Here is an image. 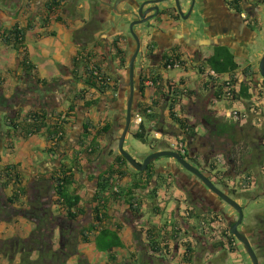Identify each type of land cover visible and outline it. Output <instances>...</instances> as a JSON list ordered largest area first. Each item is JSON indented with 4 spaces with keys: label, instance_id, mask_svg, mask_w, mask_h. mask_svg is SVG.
Returning a JSON list of instances; mask_svg holds the SVG:
<instances>
[{
    "label": "crops",
    "instance_id": "1",
    "mask_svg": "<svg viewBox=\"0 0 264 264\" xmlns=\"http://www.w3.org/2000/svg\"><path fill=\"white\" fill-rule=\"evenodd\" d=\"M53 1L0 0V82L2 83L0 93L6 100L4 104L0 103V264L21 263L24 255L23 245L29 243L37 226L31 219L16 215L15 212L29 209L33 196L38 198L41 192H45L49 184L51 185V183L47 186L39 183L40 179L50 180L52 174L63 163H74V158L77 157L79 171L76 172V183L73 190L83 198L86 208L90 209L89 200L99 190L100 177L113 166H116V158L120 155L118 142L126 122L131 82L129 69L121 68L119 61L115 59L114 46L115 41L118 40V46L124 51L128 62L135 53V41L127 30L122 29V20L118 15L127 10L128 4H132L134 0H117V4L116 0H62L60 6L49 14L47 7ZM196 2L198 13H196L193 21L185 22L176 13H172L154 30L143 36L134 80L132 105L134 116L141 114L145 107L152 105L151 99L155 94V86L154 84L150 85L151 82L153 83L149 77L150 72L162 77L164 85L169 80L179 83L182 81L187 88L199 93L198 96L201 92L203 93L205 82L198 74L199 71L196 73L194 69L197 67L198 70L202 61L213 54L214 47L209 46L210 44L227 46L231 49L239 66L236 77L239 78L240 82L244 80L243 71L248 69L250 75H253L252 77L262 87L264 80H259L258 77L259 66L264 57V20L262 18L264 8L259 4L247 2L239 14L228 6L226 0H196ZM190 4L191 0H188L184 8L185 11H189ZM244 15L248 17V20H245ZM195 21L198 24L197 30L192 28ZM14 27L29 28L25 36V46L29 62L35 69L33 74L25 72L21 67L23 59L21 55L11 47L6 46L2 40L4 32ZM203 42L206 44L201 46ZM183 43H196L199 49L202 48L197 61H195V55L188 52L187 47L182 45ZM175 49L182 54V61L185 65L180 70L170 71L164 67L165 59ZM83 61L91 62V64L102 69L105 74L115 79L118 90L116 92L111 90L105 95H101L95 89L85 87L83 80H81L84 77ZM143 74L147 76V81L144 84L146 90L144 94H141L139 88ZM224 79L227 80L228 76H224ZM53 82L57 84L52 90L43 89L42 83ZM261 90L264 92V89ZM81 91H84L85 100L74 99ZM195 98L191 100L193 108L200 106L198 102L196 103ZM256 99L255 97L250 102L237 101L236 105L241 109L247 107V110L250 111V118L255 119L256 116L259 118L261 112H257L259 104ZM87 103H94V105L88 107ZM71 106H74V111L70 113L69 123L65 127V140L62 145L65 147L66 154L63 157H60L58 153H49V150L53 149V145L48 141L44 130L37 135L26 138L15 136L11 139L6 137L8 132L6 121L13 119L16 121L29 120L33 111L44 112L49 121H54L53 116L55 114L63 113L65 115ZM153 111L158 115V121L147 123L146 119L143 118V124L149 129V132H152L151 128H158L159 131L169 129L171 133L164 134V136H175L176 127L173 125L174 122L170 120L168 105L165 102H159ZM188 115L192 123L197 119L203 121L197 110ZM255 122V120H249L239 123L238 126L241 129L248 128L251 123L252 128H255ZM202 123L200 127H205L204 121ZM88 124L93 127L92 137L85 143L86 147H81L79 144ZM200 127L197 126L196 131L199 132ZM107 128L109 129L108 133L98 134ZM138 129L139 127L132 125L128 137L133 136ZM198 134L193 140L202 139L203 136ZM160 143L162 145L163 141L153 146L156 148L158 144L157 151H162ZM151 151L152 153L155 152L152 148ZM66 156L70 161H65ZM248 156L249 154L246 153L237 156L236 166L238 167L240 162L243 164V157L246 158L247 164H251L255 160H264L263 153L258 156ZM166 164L171 163L161 164L158 162L155 167L162 169L166 167ZM8 167L16 168L21 178L22 187L28 191L27 196L21 198L18 204L13 206L8 204V200L13 198V187L4 189L1 182L2 172ZM248 168L249 170L241 172L245 175L243 178L247 176L250 182L256 183L251 186L248 185L250 182L245 183V186L240 185L243 188V191L240 192L236 186L237 193L243 202L248 199L249 191L258 188V181H260L252 167ZM116 169L127 173L125 178L116 177L115 179L121 181L122 189L128 188L134 179L131 167L126 166L123 169L116 167ZM173 191H176L178 196H183V191L175 185H172L169 190L163 186L158 192V196L160 197L164 192ZM261 192L264 196V181L261 185ZM244 193L247 195H243ZM56 199L53 195V200ZM116 204L114 203L111 207V222L112 224L122 222L124 231L122 230L121 236L124 239L129 238L128 235L132 231L129 222H131L132 216L131 214L128 215L129 220L127 222L124 215L131 212ZM163 215L164 213L159 216ZM261 218H264V215H261ZM253 220L252 223H250L251 221L247 222L261 233L262 230L260 229L264 227V224L256 228L255 218ZM175 221L181 223V217L176 216ZM161 227L163 226L161 225ZM57 234L58 232H56ZM142 240L148 243L146 236ZM209 240L210 237H206L205 240L199 241L202 250L200 252L198 249V253L194 257L198 258L205 250L212 253L211 255L208 254L210 258L216 255L221 257V260L224 259L225 262L231 259L236 264H247L237 244L235 250L229 251L228 255L225 253L226 248L213 246L212 249ZM250 242L258 255L260 264H263L264 240L259 236H253ZM147 248L151 259H157L149 252V247ZM81 249L84 254L91 250L86 245L85 247L84 245L81 246ZM160 253L164 254L160 255V257L163 256L161 259L163 264L183 262L188 264L184 260L186 252L183 250L175 249L173 252ZM35 255L36 252L32 254L36 258ZM203 255L205 256V254Z\"/></svg>",
    "mask_w": 264,
    "mask_h": 264
},
{
    "label": "trees",
    "instance_id": "2",
    "mask_svg": "<svg viewBox=\"0 0 264 264\" xmlns=\"http://www.w3.org/2000/svg\"><path fill=\"white\" fill-rule=\"evenodd\" d=\"M62 0H54L47 9L49 14L54 11L55 8L60 6ZM228 6L231 9H234L237 13L241 14L244 8L245 2L247 0H226ZM27 29H21L19 27H14L11 30L5 31L3 34V42L6 46L11 47L16 52H18L23 58L21 61V67L28 74H33L34 66L31 65L26 53L25 46V36ZM119 41H115V59L119 61L120 67L123 69H129L128 58L126 57L124 51L118 46ZM182 54L178 50H172L171 54L166 57V62L164 67L167 69L169 65H174L176 63H181L184 67V62L182 61ZM202 60V59H201ZM84 65V77L81 79L84 82L85 87L89 89H95L101 95H105L108 91L118 90L116 85V80L108 76L103 72L102 69L98 68L96 65L91 64L89 61H83ZM91 65V66H90ZM201 65V64H200ZM202 65H208L213 71H215L221 77L228 76L229 83L223 82L220 78H209L205 84H203V96H211L213 99L223 102V101H252L256 98H263V93L260 92L264 88V83L262 88L256 81L253 75H250L248 69L243 71L244 80L240 82L239 78L236 77V73L239 70V66L236 63V57L232 53L231 49L227 46L218 45L214 47L213 54L202 61ZM199 74H203L202 67L198 68ZM260 74V73H259ZM150 79L153 81L155 94L151 99L152 105L145 107L141 114L142 118L146 119L147 123H153L158 121V115L153 111L154 107H157L159 102H165L168 105V110L170 114V120L173 121V125L176 127V134L178 136H184V140L196 139V124L191 122L184 103H182V118L177 116L175 108L177 104H181L183 98H190L193 100L195 97H198V94L195 90H190L186 87L184 82L174 85L172 80H169L166 85L163 84V78L158 76L154 72L149 73ZM147 76L143 74L141 77V86L140 93L144 94L146 87L145 82ZM39 83V82H38ZM56 83V82H55ZM43 89L48 91L56 87V84L53 83H42ZM2 83L0 82V92L2 90ZM186 87V88H185ZM260 92V93H259ZM74 99L85 100L84 91L75 96ZM5 97L0 93V103L4 104ZM94 103H87V106L90 107ZM74 111V106H71L68 112H65V119H62L63 113L55 114L54 121H49L47 114L40 111H33L29 116V120L16 121L15 119L6 121V127L8 132L6 133L7 138L13 139L16 137H30L45 131V135L49 142L52 143L53 149L49 150L50 154H57L60 157L65 156L66 151L65 147L62 145L65 140V127L67 126L68 119L71 117V114ZM200 116L203 118V121L207 127L208 132L211 134V139L220 140L229 138L234 141L237 130L239 129V121L232 119H226L216 117L212 111L207 112L205 108L200 111ZM153 133H165L163 130L159 131L158 128H151ZM93 127L91 124H88L85 127V133L79 146L83 145L89 141L92 137ZM109 132V129H103V131L98 134H106ZM152 132H149V129L142 124L138 131L133 135L135 139L147 144L152 148L153 151L157 152L158 144L154 148L155 141L151 138ZM62 133V136H59ZM187 138V139H186ZM93 140V139H92ZM94 142V140L92 141ZM158 143V142H157ZM162 151H168L169 148L167 145L159 144ZM187 158V156L185 157ZM1 159V158H0ZM65 161H70L68 157H65ZM116 166H113L109 171L103 174L100 177L99 181V190L97 193L89 200L91 205L90 209H87L83 203V198L73 190L75 185V176L76 172L79 171V164L77 162V157L74 158V163H63L53 174L50 180H45L44 178L40 179L38 182L47 186L49 183V188L45 192H41V195L36 198L33 196L30 202L29 209L20 210L15 212L16 215H22L31 219L37 226L33 237L31 238L28 246L24 245L23 251L24 255L22 257L20 264H33L31 262V256L34 252L40 254V264H44L43 258L50 256L53 253L54 241L56 240V232L60 230L62 233V242H61V252L60 257H57V260H61L64 257V262L68 258L74 256H79L80 261L85 264L84 255L81 253L79 247L81 245H94L96 250L99 253H104L108 255V262L110 264H139L141 261L138 258L137 251L131 253V259L119 261L117 255L115 254L116 250H124L125 244L121 236L123 230V223L112 224L110 211L114 203H117L119 207H125L129 212L124 215L125 219L128 220V215L131 214L133 219H140L144 217L143 208H150L152 213L159 216L162 214L161 207L158 200V192L162 189V185L166 186L169 190L172 187L171 177H166L164 175H157L155 164L149 166L145 172H137L129 165L126 159L118 155L116 158ZM131 167V170L134 173V179L130 183V186L125 189H121L120 193L114 191L113 179L116 177L125 178L127 173L119 171L117 168L123 169L124 167ZM212 171L215 170V167H211ZM247 181V180H245ZM1 182L4 189L8 187H13V198L8 200V204L14 205L18 204L21 198L27 196L28 191L22 187V182L20 175L17 173L16 168L8 167L2 172ZM51 190L52 192H50ZM139 192V193H138ZM53 193V194H52ZM53 195L57 198L53 200ZM83 203V204H82ZM93 206V207H92ZM126 212V211H124ZM93 218V220H92ZM188 218V219H187ZM82 219H90V222L82 227L79 231V239H76L74 242L70 234H67V229L64 227L65 222L69 224L78 223ZM192 217H181V223H175L173 226H179L180 232H188L189 227H191ZM132 223V222H131ZM135 223V222H133ZM146 224V223H145ZM131 226H134L132 224ZM160 226V225H159ZM64 227V228H63ZM166 227V225H165ZM199 227L205 231H212L211 227H204L202 224ZM186 228V230H184ZM201 230V231H202ZM214 231V230H213ZM141 232V231H140ZM164 227L153 226L145 230L146 238L148 243H146L150 249L151 254H156L161 252L162 243L166 242L164 236ZM208 235V233H204ZM190 237V236H189ZM219 236H215V239H218ZM224 238V237H223ZM214 239V240H215ZM79 240V241H78ZM140 238L135 235V243L140 244ZM235 240V239H234ZM233 240V241H234ZM230 246H232V242ZM199 242L191 241L190 244L187 243V253L185 254L184 260L188 264H193L194 255L196 254V245ZM142 245V244H141ZM223 247L224 244L219 241L216 244V247ZM234 249L233 247H231ZM56 256V255H54ZM62 256V257H61ZM52 257V256H51ZM42 258V259H41ZM54 258V257H53ZM56 258V257H55ZM58 261H56L57 263ZM62 262L60 264H65ZM58 264V263H57ZM87 264V263H86Z\"/></svg>",
    "mask_w": 264,
    "mask_h": 264
},
{
    "label": "rangeland",
    "instance_id": "3",
    "mask_svg": "<svg viewBox=\"0 0 264 264\" xmlns=\"http://www.w3.org/2000/svg\"><path fill=\"white\" fill-rule=\"evenodd\" d=\"M117 3H118V1L116 2V4ZM259 5H261V7L264 8V4H259ZM195 17H196V14H194L192 16V18H193L192 20H189L187 22L193 21L195 19ZM262 18L264 20V15L262 16ZM192 28L197 30L198 27H197V25L196 26L193 25ZM204 55H207V54H204ZM194 58H195V61H197L199 59L198 55H195ZM194 71H196V73H197V71H198L197 67H195ZM258 78H259V80H262V81L264 80L263 78H261L260 74H259ZM172 82L174 85H177V86L180 84L177 81H172ZM262 89H264V88H262ZM260 92H263V90H260ZM203 97L204 96L201 92L200 95L195 98L196 103L198 102V104L200 105L197 108H193V103H191V99L184 98L183 103H184V107L186 106V111L188 114L190 112L192 114L196 110L200 114V111H202V109L205 108L207 110V112L212 111V113H214V115L217 118L218 117L220 118L221 114L224 111L247 110V107L244 109L239 108V106L236 105L237 102H232V101H223V102L221 101V102H219V101L213 99L211 96L204 97V98ZM203 99H205V100L202 101ZM256 101L259 104V106H257V109H258L257 112H261V116L259 118H258V116H256L255 119H253V117L249 118V120H253V121L255 120L256 121L255 125H254L255 128H252L253 126H251L252 124L250 123L248 128H243V129L239 128L237 130L234 141L230 140L229 138L220 139V140L216 141L215 139H211L210 132L207 133V130L205 127H200L201 126L200 124H203L202 123L203 121H201L200 119H197L196 121L193 122V124H196V126H199L201 129H199V132L196 131L197 129L195 131L197 134L199 133L203 137L201 140H193L191 143V146L199 147V146L205 144V146H207L206 150L208 152H211L212 150H214L213 151L214 156H217V159H221L220 157H222V156H223V158H224V156H225V158L226 157L230 158V157H235V156L236 157L242 156L245 153L249 154V156L250 155H257L258 156L262 153L264 154V140H263V143H261V145L258 142L260 140V138L264 135V93H263V98H257ZM247 111H249V110H247ZM258 119H260V120H258ZM166 132L168 135L169 133H171V130L168 129V130H166ZM154 134L155 133H153L151 135V138H153V139H154ZM130 135H132V134H130ZM180 137H183V139H184L183 135L178 136V134H175V136H173V137L169 135L166 138H170L174 141H177ZM165 140L167 141V143L172 141V140H168V139H165ZM211 142L214 144V146L212 144H210ZM83 146L86 147L85 144ZM88 146H90V145H88ZM259 147H261V150ZM124 149L127 153H129L138 162L144 161L152 153L149 145L144 144L143 142L135 139L133 136L128 137V139L125 142ZM245 159L246 158L243 157V161H242L243 164L241 162L238 164L237 168L239 169V171L237 173H231V176H230L229 171L226 173L227 175L232 177L231 179H228L227 181L228 182L231 181L230 183H231V185H234V187L237 186V190H238V192H240V191H243V188L240 185L245 186V183H247V181H245V180H247V178H248L247 176L245 178H243V176H245V175H243L244 173L241 174L242 171H244V170L247 171V170H249L248 167H250V168L252 167V169L254 170L253 172H255L258 175L257 178H258V180H260V181H258L259 182L258 188L251 190V191L248 190L249 191L248 195H247L248 199L247 200L245 199L244 202H242V201L239 202L241 204V206L242 205L245 206V209H244V221L245 222L244 223H246V221H251L250 223H252L254 221L253 219L255 218L254 223H255V226L257 228V227H260L261 225L264 224V218H261V215H264L263 214V212H264V196H262L263 193L261 192V185H262V182L264 181V174H263L264 160H255V161H253L254 163L253 162L251 163L253 165H251V164H247V161H245ZM222 162H224V161L222 160ZM159 163H161V164H165V163L176 164V162L170 158H162L161 161H159ZM218 164H219V166L221 165L220 163H218ZM219 166H217L218 170L220 168ZM226 168H227V166L224 167V171H226L225 170ZM214 175L215 174H213L212 177H214ZM212 179H213L214 183H219L221 181V180H219V182H218L217 180L215 181V178H212ZM248 182H250V181L248 180ZM255 183H254V181L250 182L249 186L254 185ZM163 186L164 185H162V187ZM238 186H239V188H238ZM251 192H253V193H251ZM249 193H251V194H249ZM158 200H159V205L161 207V210L164 209V212H163L164 215L157 217V215L152 213L150 208H147V207H145V209L143 208L144 217L137 219V220L135 219L134 226H131V223H130V226H131L133 232L131 231V234L128 235L129 238H125V239L123 238L124 244H125V249L124 250H116V252H115L119 261H122L123 263H124V260L129 259V261H130L131 253L135 252V248L137 247L136 248L137 255H138L137 259L142 261L143 264H145L146 262H153L154 263V261H153L154 259L152 260L151 256L148 253V248H147L148 245L146 244V242H144V240H142V239H144V236H146L145 230H147L149 228H153V226L159 227V225L160 226L162 225L165 229V225L167 226L168 222H170V221L175 224L176 223L175 217H176V215L178 216V214H179V212H177L179 207L181 208V214H183L184 217H189L188 214L185 215L184 213H182L184 205L182 204L180 206V202H179L180 196H178L176 194V191L166 192V193L164 192L163 195H161L160 197L158 196ZM231 210H232V208L229 205L225 204L224 212L231 213L232 212ZM252 214L254 215V218H253ZM258 215H260V217H258ZM155 220H157V221H155ZM89 222H90V219H82L78 223H74V225L65 222L64 227L67 229V234H70L71 239L73 241L75 240L74 242H76V239H79L80 229L82 227L86 226ZM200 224H201V217L200 216H198V218L194 217V219L191 221V227L188 228V232H187L186 236L187 237L192 236V237L198 238V240H200V241L205 240V238L207 237L204 234V232L206 233V231H205L206 229H204V230L201 229L202 231L199 232V230H200L199 225ZM241 229H242V227H241ZM123 231H124V229H123ZM57 232H58V234L56 235L57 237L55 238L56 240L54 241V243H53L54 246L52 248L53 253L56 256L51 254L48 257L45 256L43 259L41 258L43 260L42 263H44V264H57V263L60 264L61 260H62V262H64L63 261L64 257H62V256H61L62 257L61 260H57V257H60L59 256L60 252H61L60 247H61V242H62V235H61L62 233L60 232V230ZM136 234L141 239L140 244L135 243V235ZM216 234L217 233H213V234L209 235L211 237L209 242L214 243V239H215ZM215 241H216V239H215ZM131 244H133V245H131ZM24 245H26V247H27L28 243H24ZM237 245L240 248L244 259L246 260V263L247 264H253L249 258L248 253L246 252L245 247L239 241H237ZM81 246H83V245H81ZM81 246L79 247V249L82 253ZM87 246L90 247L91 250H89L90 252L87 254L82 253L84 255V257H86L85 262H84L85 264L86 263L87 264H110V262H108V255L107 254L99 253L96 250V248H94L95 246L93 244L87 245ZM227 246L228 247H226V251H228V252L225 251V253H227L229 255V251H234L236 246L233 247L234 249H232L230 247V245L228 244V241H227ZM84 247H85V245H84ZM198 249L201 252L202 247L200 246L199 243H198V245H196V250H197L196 253H198ZM201 254L202 255L198 256V258L194 257L193 264H236L231 259L225 262L224 259L221 260V257L216 256V255H214L213 258H210L209 255H211L212 253L209 251L207 252L204 250V251H202ZM203 254H205V256ZM195 255H197V254H195ZM207 255H208V257H207ZM35 256H36V258L33 256L30 258L31 262H33V264H40V262H39L40 254L36 253ZM80 259L81 258L79 256H74L72 258H68L66 260V263L65 262L64 263L65 264H83L80 261ZM56 261H58V262L56 263ZM182 262H183V260H182ZM28 264H29V262H28ZM140 264H141V262H140ZM177 264H185V263L183 262V263H177Z\"/></svg>",
    "mask_w": 264,
    "mask_h": 264
},
{
    "label": "flooded vegetation",
    "instance_id": "4",
    "mask_svg": "<svg viewBox=\"0 0 264 264\" xmlns=\"http://www.w3.org/2000/svg\"><path fill=\"white\" fill-rule=\"evenodd\" d=\"M182 45L184 47H187L186 50L188 52H191V54H194V55H199L200 51L202 50V48L199 49L197 47L196 43L195 44L194 43H191V44L183 43ZM205 128L207 130L206 125H205ZM207 133H208V130H207ZM263 140H264V135L258 141L260 145L261 143H263ZM191 143H192L191 139L185 140L186 149H187V158H184V157L183 158L187 162L192 164L194 167L199 169V171H201L202 174L206 175L213 182V184L218 189H220V191H222L223 193H225L226 195L234 199L239 205H241L239 202H241L242 200H241V197L237 193L236 186L234 187V185H231L230 183L231 181L230 182L227 181L228 179H231L230 177L231 173H237L239 171V169L236 166L237 164L236 156L230 157V158L229 157L225 158V156L223 158L222 156L220 157L221 159H217V156H214V152H213L214 150H212L211 152H208L206 150L207 146H205V144L199 147H193L191 146ZM210 144L214 146L212 142ZM162 145H166V142L163 141ZM259 148L261 150V147ZM222 160L224 162H222ZM159 161H161V159L158 160L154 164H157ZM218 163H220L221 165L219 166ZM165 166L166 167L162 169L156 168V173L157 175H164L166 177H171L172 185H175L176 187L180 188L183 191V196L180 197V201H179L180 206L183 204L185 208V209L183 208L182 213L188 214V216H191L192 217L191 221L194 219V217L198 218V216H200L202 225L206 223L207 226L211 227V224H213L214 231L212 229V231H208L209 233L214 232V233H217L216 234L217 236L220 235V237H218L216 241L214 240V243L211 242L210 245H212V249H213V246H216V244L219 243V241L220 242L223 241L222 243L224 244V246L221 247L222 249L228 247L227 241L229 245L231 241H233L234 239L236 241V238L233 236V234L230 231L229 225L231 223L235 224L238 222L239 214L237 213V211H235L232 208L231 213L224 212V206L226 203L222 201L218 196H216L213 192L208 190L203 185V183L198 177L194 176L190 172H187L177 163L176 164H173V163L166 164ZM217 166L220 167L219 170L217 169ZM225 166H227V168L225 169L226 171H224ZM211 167H215V170L212 171ZM228 171L230 172V176L226 174ZM213 174H215L214 177H212ZM212 178H215V181L217 180L219 182V180H221L222 182L220 181L219 183H214ZM243 195H247V193H244ZM241 207L245 209L244 205H242ZM177 212H179L178 216L176 215L177 217H184L183 214H180L181 213L180 207L178 208ZM127 219L129 220V218ZM130 220L132 223L131 222L129 223H131V225L134 224L133 222L135 221V219H133L132 217L130 218ZM244 222L245 221L243 220L242 225L239 227V231L242 234L246 235L249 238V240H251L253 236H256V237L259 236L261 237L262 240H264V227L260 229L262 230L260 233L256 231L255 227L253 225L251 226L249 222L247 221L246 223ZM199 229H200L199 230L200 232L201 228L199 227ZM184 230H186V228H184ZM186 234L187 233L184 232L181 239L187 240L188 244L191 243V240L195 242L200 241L198 240V238H195L192 236L187 237ZM215 249L217 250V248ZM184 250L187 251V244L185 245ZM159 253L152 254L155 258H157L153 260L154 263L146 262L145 264H163L161 260L163 256L160 257V255H164V254L162 253L159 254ZM141 264H143L142 261H141Z\"/></svg>",
    "mask_w": 264,
    "mask_h": 264
},
{
    "label": "water",
    "instance_id": "5",
    "mask_svg": "<svg viewBox=\"0 0 264 264\" xmlns=\"http://www.w3.org/2000/svg\"><path fill=\"white\" fill-rule=\"evenodd\" d=\"M188 0H134L131 4H128L127 10L118 14L122 20V29H125L129 32V35L135 41L136 50L133 56L131 57L129 63V74L131 82V92L127 104L126 111V122L122 132V135L118 142V151L121 156H123L129 165L137 172H145L152 164L156 163L162 158H171L179 166L185 169L187 172H190L194 176L198 177L203 185L218 196L222 201L228 204L239 214V220L237 223H231L229 225L230 231L233 236L239 241L246 249V252L249 255L250 260L253 264H260L258 255L252 246L249 238L242 234L239 231V227L242 225L244 220V209L239 205L234 199L220 191L213 182L204 174L199 171L192 164L187 162L179 153L174 151H157L149 155L143 163L136 161L129 153L124 149L126 139L130 133V129L133 122V99H134V80L136 73V63L137 59L140 56L142 49V38L152 30L156 28L157 25L163 22L166 17H170L172 13H176L183 21L191 20V17L198 13V7L196 0H191L189 11H185L184 8L187 5ZM247 5V3L245 2ZM198 26L196 21L194 26ZM118 29V28H117ZM206 43L203 42L201 46H204ZM199 46V45H198ZM209 46L216 47L217 44H210ZM259 73L261 78L264 79V57L261 60L259 66Z\"/></svg>",
    "mask_w": 264,
    "mask_h": 264
},
{
    "label": "built area",
    "instance_id": "6",
    "mask_svg": "<svg viewBox=\"0 0 264 264\" xmlns=\"http://www.w3.org/2000/svg\"><path fill=\"white\" fill-rule=\"evenodd\" d=\"M248 2L251 3H255V4H264V0H247ZM245 20H248V17L244 15ZM202 67L203 70V74H201L200 76L202 77L203 81L207 82L209 81V78H220V80H223V77H221L220 75H218L215 71H213L208 65L204 66V65H200ZM199 67V66H198ZM182 65L181 63H176L174 65H169L168 66V70L172 71V70H180L182 69ZM223 82H228L229 83V78L226 80L224 79ZM151 86L153 85V83L151 82L150 84ZM184 102V98L182 99V102H180L181 104H177L176 108H175V112L177 113V116L182 118L183 114H182V103ZM222 118H226V119H232L235 120L236 122H246L249 120L250 118V111L247 110H243V111H224L221 114ZM62 119H65V115L62 116ZM143 124V118L140 115H137L134 117L132 125L136 126V127H140ZM63 134L60 133L59 136H62ZM168 137V136H166ZM164 136V134L158 132L154 134V141L155 144L157 142L160 141H164L166 142V145L169 148V151H174L179 153L182 157H186L187 156V149H186V144H185V140L183 139V137H180L177 141H174L170 138H166ZM172 140L171 142H168L165 140ZM114 184V191L116 193H120V190L122 189V185H121V181L119 179H113L112 181ZM187 215V214H185ZM174 223L173 222H168L167 226L165 227V232L164 236L166 238V242L162 243V250L161 252L164 253H169V252H173L175 249L178 250H183L184 252L186 250H184L185 245L187 244V240H182L181 237L183 235L184 232H180L179 230V226H173ZM204 227H206V223L203 224ZM209 227V226H208ZM211 228L214 230V226L213 224H211ZM213 234V232H212ZM193 241V240H191ZM185 244V245H184ZM232 246L235 247L236 246V242L233 241L232 242Z\"/></svg>",
    "mask_w": 264,
    "mask_h": 264
},
{
    "label": "clouds",
    "instance_id": "7",
    "mask_svg": "<svg viewBox=\"0 0 264 264\" xmlns=\"http://www.w3.org/2000/svg\"><path fill=\"white\" fill-rule=\"evenodd\" d=\"M140 128V127H139ZM163 134V133H162ZM169 151V150H168ZM249 182H248V178H247V184H248ZM249 185V184H248ZM205 233V232H204ZM206 233H208V235H206L207 236V238H209L210 236V234H212V233H209V232H206ZM214 233V232H213ZM211 238V237H210ZM235 241V240H234ZM223 242V241H222ZM236 242V244H237V240L235 241ZM230 247H233V246H230ZM186 253H187V251H185Z\"/></svg>",
    "mask_w": 264,
    "mask_h": 264
}]
</instances>
